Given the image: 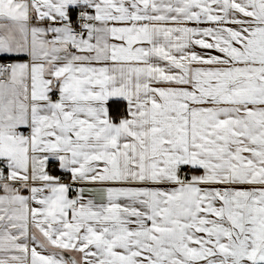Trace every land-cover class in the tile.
I'll return each mask as SVG.
<instances>
[{"label": "snow or ice", "instance_id": "snow-or-ice-1", "mask_svg": "<svg viewBox=\"0 0 264 264\" xmlns=\"http://www.w3.org/2000/svg\"><path fill=\"white\" fill-rule=\"evenodd\" d=\"M0 264H264V0H0Z\"/></svg>", "mask_w": 264, "mask_h": 264}]
</instances>
